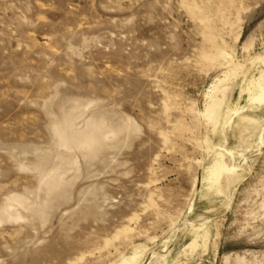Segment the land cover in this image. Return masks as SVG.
Here are the masks:
<instances>
[{"label": "rangeland", "instance_id": "rangeland-1", "mask_svg": "<svg viewBox=\"0 0 264 264\" xmlns=\"http://www.w3.org/2000/svg\"><path fill=\"white\" fill-rule=\"evenodd\" d=\"M258 58L264 0H0V264H264V145L230 209L201 183Z\"/></svg>", "mask_w": 264, "mask_h": 264}, {"label": "bare ground", "instance_id": "bare-ground-1", "mask_svg": "<svg viewBox=\"0 0 264 264\" xmlns=\"http://www.w3.org/2000/svg\"><path fill=\"white\" fill-rule=\"evenodd\" d=\"M257 60L264 67V59L258 58ZM259 76H260L259 78L255 79V80H252L249 83V85L247 87V90H245L246 91L245 94H247V97L249 99L248 101H250L252 104L257 105L258 107H263L264 108V69H263V72L261 73V75H259ZM226 103H227L226 98H224L222 96H219V94L218 95L217 94L214 95L210 99V105H209L208 109L205 112V117L207 119H209V121L218 120L219 116L222 115V112L225 109V104ZM236 113L237 112H235V113L232 112L230 114V116L231 115H233V116L230 117V120L228 119L229 123H230V121L232 122V118L234 119V116L236 115ZM247 116L250 117V115H247ZM222 117H220V118H222ZM249 117H246V115H245L242 118L243 122H241V123H243V124L245 123L247 130L248 129H252V130L256 129L255 130L256 132L255 133L253 132V134H254L253 138L256 137V139H257L256 143L254 142L255 144L252 143V144L242 145L241 148H240L241 150H236V152L237 151H239V152L242 151L241 153H239V152L236 153L235 151L228 150V149H224L223 150L222 148H221L222 150H219L220 148L219 149L217 148V150L213 153L214 157H213V161H212L211 167L206 169L207 170L206 171V175H205V177H203V182H201V183H206L209 186V189L211 191L215 192L216 194L222 193L223 192L222 191V187H223L224 183L227 184L228 190L226 189L227 192L224 195L226 197V199H229L228 197L230 196L229 194H232L231 193L232 189L233 188L235 189L236 185H238V183L241 182V180H242L241 173H243L242 171L245 170V167H246L245 165H248L247 162L249 160L248 157L246 156L247 152H254V149H255V151L260 150L262 148V145H263V142H264V120L262 122H260V121L257 122V120H254V118L250 119ZM226 124L228 125V122ZM223 126H224V124H223ZM227 129H228V127H227ZM247 132H245V133H247ZM242 135H244V134H242ZM247 140H249V139H247ZM253 140H255V139H253ZM238 147H239V145H238ZM230 149H232V148H230ZM237 158L240 159L239 164H237ZM254 160H255V158H254ZM243 176H244V174H243ZM242 182H243V180H242ZM236 188H239V187H236ZM224 203H225V201H224ZM228 209H230V208H228ZM191 226L193 227V228H191V233L196 238V240L194 239V242L195 241H199V240H204L206 242V239H207V235L206 234H207L208 229H206L205 226H201V227H195V225H191ZM184 231H185V229H184ZM202 244H203V242H202ZM195 245H197V244H195ZM169 251H171V250H169ZM166 253H164V254H166ZM170 253L166 254V255H160V254L159 255H154V256H152L151 260L148 263H145V264H165V262L167 261V258L171 257ZM146 257H147V255L145 256V254H137V255H135L132 258V261H131L130 264H144V262L146 261Z\"/></svg>", "mask_w": 264, "mask_h": 264}, {"label": "water", "instance_id": "water-1", "mask_svg": "<svg viewBox=\"0 0 264 264\" xmlns=\"http://www.w3.org/2000/svg\"><path fill=\"white\" fill-rule=\"evenodd\" d=\"M263 145H264V142H263ZM232 194H234V192L232 193ZM231 194V197H230V204H229V208L231 207V205H232V199H233V195ZM151 258H152V256H150V257H148V259H147V261H146V263H148L150 260H151ZM145 264V263H144Z\"/></svg>", "mask_w": 264, "mask_h": 264}]
</instances>
